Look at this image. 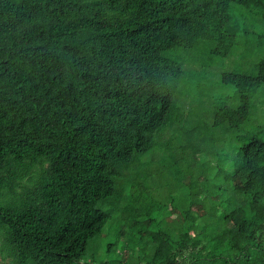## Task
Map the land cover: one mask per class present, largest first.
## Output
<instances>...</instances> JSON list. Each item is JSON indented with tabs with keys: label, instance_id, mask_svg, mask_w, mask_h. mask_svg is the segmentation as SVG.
<instances>
[{
	"label": "trees",
	"instance_id": "1",
	"mask_svg": "<svg viewBox=\"0 0 264 264\" xmlns=\"http://www.w3.org/2000/svg\"><path fill=\"white\" fill-rule=\"evenodd\" d=\"M0 264H264V0H0Z\"/></svg>",
	"mask_w": 264,
	"mask_h": 264
},
{
	"label": "rangeland",
	"instance_id": "2",
	"mask_svg": "<svg viewBox=\"0 0 264 264\" xmlns=\"http://www.w3.org/2000/svg\"><path fill=\"white\" fill-rule=\"evenodd\" d=\"M255 60L253 58L250 59L249 61H247L245 59V60H242V61L241 60L238 61V63H235V61H233L234 63L230 64V65H227V63L224 61V62H222L221 65H218V64L215 65L214 69H215V71L220 72L219 71L220 69L227 70V68H234V69H238L239 67H244L245 68V67H248L249 65H251L252 63L256 62ZM260 98H261V96L256 97V100H254V103H257L260 100ZM180 104L186 105V107H187L188 102H187V100L184 99ZM208 104L209 103L203 101L200 105L197 104V107L199 109H204L203 105H208ZM194 107L196 108L195 104H194ZM255 114H257V115H255V118H258L260 116V113H256L255 112ZM187 115H189V113H187ZM191 115H194L193 117H194L195 121H197L198 117L195 114H191ZM198 121H199V119H198ZM176 145H177V142H172L170 144V148H174V146H176ZM192 163H193V161H192ZM168 165L171 166V164H168ZM178 167H184V164L180 163V164H178ZM158 169H161V171L163 172L162 173L163 174L162 177L168 178L169 182H172V180H173L174 183H175L176 180H179L181 183L182 182L185 183V182H187V180L189 178V177H183L182 176V177H179L178 179H176V178H174L171 175V171L168 173L166 170L163 169L162 166H159ZM168 169H171V168H168ZM195 182H196V180H195ZM162 190H166V187L160 186L159 188H157V190L153 191L154 193L152 192L153 195H154V196L153 195L152 196L154 197L155 203H160L163 200V197L160 195V192H162ZM119 226H120V216L119 215L118 216H113V218L111 220V223H110V228H109V232H108L109 234L107 235V237L115 236L117 231H118V229H119Z\"/></svg>",
	"mask_w": 264,
	"mask_h": 264
}]
</instances>
